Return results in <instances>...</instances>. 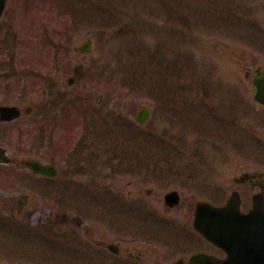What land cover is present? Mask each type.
Instances as JSON below:
<instances>
[{
  "label": "rangeland",
  "instance_id": "obj_1",
  "mask_svg": "<svg viewBox=\"0 0 264 264\" xmlns=\"http://www.w3.org/2000/svg\"><path fill=\"white\" fill-rule=\"evenodd\" d=\"M19 3L20 0H14L10 7L19 11ZM37 3L34 10L35 7L45 9L38 13L40 18L34 16L37 20L24 24L17 18L15 28L21 30L24 25L34 37L44 31L53 35L55 31L50 24L53 23L58 25L60 39H56L55 44L44 45L39 54V42L21 34L23 45L13 46L14 50L8 53L13 57L12 68L25 76L22 84L14 86L13 99L19 98L16 102L24 105L29 104L28 100L37 101L42 90L40 72L49 69L53 72L50 76H54V69L61 66V75H72L75 71L78 75L73 92L94 94L91 105L111 108L115 104L120 111L118 105L121 104L122 110H129L132 115H136L142 104L153 106V119L142 128V144L108 143L112 155L126 153L125 148L132 144L140 149L141 182L123 175L97 176L105 171L96 168L91 171L96 177H87L77 172V165L76 170L67 171L56 180L42 182L29 177L26 182L14 183L15 189L27 195L32 204L21 219L9 223L10 231L20 230L24 236L48 240L49 245L55 247L46 248L44 244L35 247L37 242H31L30 237L27 241L17 240L18 236L0 238V248H10L14 252L29 243V255H13L14 261L40 259L44 264H74L67 255L71 242L85 235L82 224L101 240L116 237L120 225L135 231L138 221H133L134 216L118 206L120 199L131 201L132 194L146 199L147 189L164 195L170 186L162 187L163 182L158 179L152 182L153 170L166 175L169 167L158 159L166 154L185 153L182 143L189 140L192 131L195 139L187 151L200 156L190 160L193 164L190 166L198 169L201 161L204 162V174L212 175L211 181L217 184V204L230 194L231 179L239 170H264V120L254 111V106H249L252 90L248 84L250 78L247 79L258 67H264V0H37ZM46 9H49L48 14ZM90 36L93 40L91 53H76L74 49L84 46ZM49 46L61 48L55 60L49 55L52 53ZM4 56L6 60L8 57L1 46L2 61ZM52 83L50 81L49 85ZM166 96L174 97L171 108L178 113L173 128L171 116L162 109L168 102ZM17 129L25 134L19 140L15 136L14 142H10L15 156L24 155L23 158L28 159L43 153V159L48 162L57 163L59 159L64 166L70 163L66 158V154L71 153L69 148L74 136L70 127L62 129L60 142L55 140L52 145L49 140H42L36 118L32 125L24 121ZM197 130L203 132L198 134ZM166 131L177 137L178 143L172 149H168L164 141H159L156 148L151 147L153 132L160 138L166 136ZM57 134L55 138L60 136ZM205 142L208 143L204 145ZM19 144L21 148L25 144L26 152L18 151ZM55 144L59 146L58 152ZM154 154L158 156L155 158ZM83 158L97 157L88 152ZM166 159L173 164L178 160L168 156ZM189 178L194 179L192 173ZM99 180L106 188L99 189L104 193L99 200L91 199L90 195H95L91 188L87 191L89 201L79 197L84 191L79 189L84 186H80L83 181L98 185ZM193 181L188 191L180 187L178 190H183V195L192 201H200L206 193L200 190L197 179ZM13 196L17 198V192ZM159 200H152V203L160 213L162 202L156 203ZM179 215L180 210H175V216ZM141 231L149 232L143 224ZM62 248L69 250L65 253ZM91 255L96 256L93 250Z\"/></svg>",
  "mask_w": 264,
  "mask_h": 264
},
{
  "label": "flooded vegetation",
  "instance_id": "obj_2",
  "mask_svg": "<svg viewBox=\"0 0 264 264\" xmlns=\"http://www.w3.org/2000/svg\"><path fill=\"white\" fill-rule=\"evenodd\" d=\"M12 2L13 0H5V9L0 16V47L2 46L3 52L8 57L5 60L4 56V61L0 57V108L15 107L16 111L19 112V117L16 121H0V126L3 127L0 128V161L4 162L7 160L9 162L5 164L0 162V229H4L0 230V238L9 237L6 221L9 220L10 222L17 216L18 219H21L20 217L23 216L28 205L32 204L29 202L27 195L20 194L14 187V183H23L29 177L36 176L31 174L30 169L25 168L24 165L27 164V161L33 159L45 161L43 153L37 158L28 159L23 158L24 155L21 157L15 156L14 146L10 142H14L15 136L19 140L16 134V131L19 130L17 125H24V121L32 125L36 118L37 127L40 128L43 136L42 140H49L51 145L54 144L55 140L58 143L60 142L62 129L68 128L70 125L71 131L74 130V136L69 148L72 156L71 163L67 165L64 172L74 171L77 169L76 166L79 165L77 172L86 174L87 177H96V174L91 172L96 168L105 171L103 175L98 174L97 176L110 178L123 175L135 177L138 182H141L139 177L142 168L140 149H136L133 145L140 140L126 139L125 137L128 134L127 128H133L134 134L139 132L138 129L141 127L136 122L137 114L132 115L129 110L123 111L121 104L118 105L120 111H118L115 104L111 108L102 104H98L96 107L91 105L90 102L94 94L83 93V95H88L83 97L77 94L78 91L76 93L73 92L72 88L68 87L62 77L59 79L58 75L55 76L57 69L61 73V66L55 68L54 76H50L52 72L49 69H44L43 72H40L39 87L42 90L37 101L28 100L29 104L24 105L16 102L20 101L19 98L16 101L13 99L14 86L22 84L25 76L12 68L13 57H9L8 53L12 52L11 48L13 46L23 45L21 34H27L32 39L34 37V34H30L31 31L24 25L21 30H17L15 21L18 20L17 18H21L20 21L22 23L26 21L30 23L37 20L34 16L38 18L39 16L35 14L27 15L23 10L21 12L15 11L14 8L10 7ZM17 12L19 13L17 14ZM21 75L22 77H20ZM63 76H66V74ZM3 81L6 82L2 83ZM50 81L53 82L51 85H49ZM20 96H23V93ZM77 96L79 97L77 98ZM75 98L85 102V106H75L73 104L76 102ZM154 101L155 103L157 102V100ZM260 110L264 111V108ZM56 134L60 136L55 138ZM109 141L127 144L132 142L133 144L125 148L126 153L120 152V154L112 155L111 148L108 146ZM169 143H173V138H169ZM25 144H23L22 148L19 144L18 151L26 152ZM204 145H206V142ZM55 146L54 149L58 152V144H55ZM88 152L97 158H92V160L83 158ZM176 154L178 155L166 154L163 155V159H158L160 162L164 161L167 163L169 168L166 169V175H162L155 168L151 175L152 182L158 179L163 182L162 187H166L169 184L170 189L164 195L160 196L156 190L147 189L145 190L148 192L146 199L137 197L134 194L131 195L133 197L131 201L119 198L118 206L123 208L124 212L131 210L129 214L134 216L133 219L135 220L133 221H138L137 229L135 226V231H129L125 225H120L118 232L115 233L116 237L109 240H101L98 237L96 238L86 224H82L84 237L71 242L70 245L73 256L72 263L206 264L205 256L210 257L215 263H217V258L225 256V253L217 247V243L208 240L195 228L194 213L199 201H192L183 195V190L182 192L178 190L180 187L188 191L194 185L193 180L197 179L200 182V190L206 193L201 201L208 200V202L215 204L217 201H210V198L217 194V184L211 181L214 177L212 175L208 177L204 174L206 168L203 161H201L198 169L190 166L192 163L189 161L194 157L200 156L199 153L187 151ZM154 155L155 158L158 156L157 154ZM167 156L172 160L175 158H178V160L173 164L171 160L166 159ZM150 160H152V157ZM59 161L58 159V162L55 163L56 166H64ZM152 164L155 165L154 163ZM59 170L62 171V168H58ZM190 173H192L193 180L189 178ZM84 183L85 187H87L88 184L85 181ZM231 184L230 196L234 192L239 193L242 208L247 211L252 206L254 195L264 194V170H239L237 175L231 179ZM100 188L102 190L106 189L104 184ZM170 191H177L180 195L179 203L176 206L167 204L165 195ZM14 192H17V198L13 196ZM156 199H160L156 203L162 202V212L160 213L157 211L155 203H152V200L155 202ZM223 203L221 202V204ZM141 209L146 211L142 212ZM175 210H180L181 215L175 216ZM141 224L145 225L149 232L144 233L141 231ZM108 238L109 236L106 239ZM92 250L96 254L94 257L96 258V263L91 255ZM25 252L22 250L15 253L13 250L0 249V264H40L29 263V260L14 261L13 255H27V252Z\"/></svg>",
  "mask_w": 264,
  "mask_h": 264
},
{
  "label": "water",
  "instance_id": "obj_3",
  "mask_svg": "<svg viewBox=\"0 0 264 264\" xmlns=\"http://www.w3.org/2000/svg\"><path fill=\"white\" fill-rule=\"evenodd\" d=\"M254 86V98L264 103V71L255 77ZM38 171L53 173L51 168L41 165H38ZM203 210L205 217L217 219L214 221L217 223V243L228 252V259L221 264H264V206L241 214L238 200L232 198L225 207L212 208L202 204L197 211ZM242 236L248 237L247 244Z\"/></svg>",
  "mask_w": 264,
  "mask_h": 264
}]
</instances>
